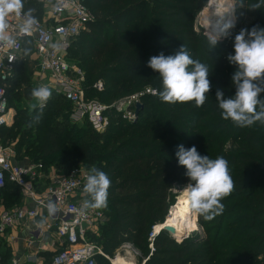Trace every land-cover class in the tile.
<instances>
[{
    "label": "trees",
    "instance_id": "1",
    "mask_svg": "<svg viewBox=\"0 0 264 264\" xmlns=\"http://www.w3.org/2000/svg\"><path fill=\"white\" fill-rule=\"evenodd\" d=\"M81 1L93 19L72 42L66 59L83 72L87 98L94 99L91 95L96 94L99 99L94 100L109 106L110 125L98 132L87 121L74 123L72 105L62 95L52 94L38 124L27 127L30 113L20 109L14 124L0 129V142L16 141L18 159L30 155L32 163L53 168L59 176H68L80 165L88 171L95 165L109 175L107 207L101 208L106 221L89 234L106 256L112 258L124 245L132 244L143 253L137 264H264V125L235 126L222 119L216 100L217 89L225 99L235 95L231 77L236 68L227 56L234 52V38L241 29L264 27V7L251 10L250 5L259 0H233L237 23L213 48L210 36L196 28L208 0ZM224 1L233 6L230 0ZM22 3L26 12L31 9L43 18L39 13L43 5L35 0ZM31 45L25 42L23 61L9 82V107L15 110L17 99L33 100L26 75V49ZM182 45L209 69L211 88L202 107L194 101L162 102L158 96L162 80L147 66L150 57L161 52L175 55ZM99 82L103 91L95 88ZM149 88L157 95L144 96L137 120H123L110 108ZM181 144L186 149L194 145L211 159L224 157L234 191L222 199L224 210L212 220L198 214L201 235L195 232L178 241L161 231L151 252L149 235L154 227L165 224L175 205L174 188L183 190L190 183L176 157ZM23 200L14 184L0 190V209L21 206ZM43 255L51 258L53 253ZM11 259L12 248H7L3 264H11ZM98 264L110 263L98 257Z\"/></svg>",
    "mask_w": 264,
    "mask_h": 264
},
{
    "label": "built area",
    "instance_id": "2",
    "mask_svg": "<svg viewBox=\"0 0 264 264\" xmlns=\"http://www.w3.org/2000/svg\"><path fill=\"white\" fill-rule=\"evenodd\" d=\"M43 5L47 14L42 18L32 13L36 23L30 34L20 31L24 22L21 15L14 13L6 17V33L15 43L9 45L0 41V129L12 126L15 109L9 107V82L14 78L16 68L24 58L25 42H31L35 48L38 71L49 75L50 86L56 94L62 95L72 105L71 119L74 123L89 122L98 132L104 131L111 123L109 106L89 99L82 86L85 76L77 66L66 59L71 44L80 36L88 22L93 19L92 13L81 0H35ZM103 91V83L95 85ZM157 95L152 89L145 93L131 95L112 109L123 120H136L137 106L142 104L145 95ZM16 155L8 145L0 142V190L8 183L16 185L23 194V204L0 213V264L4 263L5 249L12 248L17 242L16 232L28 224L34 226L27 248L37 253L45 251L41 246L43 239L52 238L50 253H53L49 264H98V257L109 260L103 251L89 239L90 233L97 232L104 225L106 218L101 209L81 211L86 195L83 186L89 171L73 170L68 176H59L53 170H46L42 163L19 164ZM49 202L57 206L58 211L49 215ZM173 209V208H172ZM159 226V225H158ZM154 227L149 235L151 252L154 240L161 233ZM37 247V248H36ZM27 264H38L35 255L26 256ZM11 264H21L12 258Z\"/></svg>",
    "mask_w": 264,
    "mask_h": 264
},
{
    "label": "clouds",
    "instance_id": "3",
    "mask_svg": "<svg viewBox=\"0 0 264 264\" xmlns=\"http://www.w3.org/2000/svg\"><path fill=\"white\" fill-rule=\"evenodd\" d=\"M262 7L264 0H259L250 5L249 9L257 10ZM22 9V0H0V41H6L9 45L15 43L6 33V17L11 13L20 16ZM23 17L20 31L30 34L36 23L32 10L24 12ZM232 27L234 23L229 21L209 37L213 48L221 36L227 35ZM233 47L234 52L229 54L227 59L236 68L231 77L236 89L235 95L225 99L222 90L217 89L216 92L222 119L231 120L240 128L250 127L256 122L264 125V98L261 95L264 93V27L241 29L235 35ZM147 66L158 73L162 80V90L158 91L162 102L175 104L194 101L196 107L205 104L211 88L209 69L199 60H194L184 45L175 55L165 56L161 52L150 57ZM31 96L35 103L29 105L31 119L27 127L40 122L52 91L42 85L33 88ZM176 157L179 165L186 169L185 175L190 180L186 187L191 209L205 220H212L221 214L224 210L222 199L234 191L228 161L222 156L215 159L209 158L208 155L202 156L194 145L186 149L182 144L178 145ZM110 186L109 175L93 165L83 186V192L88 198L84 199L81 211L106 208ZM47 210L49 215L58 211L52 202L47 205Z\"/></svg>",
    "mask_w": 264,
    "mask_h": 264
},
{
    "label": "rangeland",
    "instance_id": "4",
    "mask_svg": "<svg viewBox=\"0 0 264 264\" xmlns=\"http://www.w3.org/2000/svg\"><path fill=\"white\" fill-rule=\"evenodd\" d=\"M210 1L211 0H208L206 5L200 11V13L198 15V18H197V21H196L197 30L202 29L203 31H205V34L208 35V36L212 35V33H211L212 30L215 32V30L213 28V24L209 23L207 21L211 17L209 14H207V11H208L207 8H208V4L210 3ZM230 1L233 3V6L232 5H230V6H231V10H232L233 23L235 25L237 23V6H236V3L233 0H230ZM39 13H40V16L44 17L47 14V10H45V8L42 7V9H41V11H39ZM206 18H208V19H206ZM222 38H224V35H222L220 39H222ZM26 52H27V55L29 57L28 62H27L28 68H27V74L26 75L29 76L30 85L33 88H36V87H39V86H42V85L43 86H47L48 88L51 89L52 94H56V91L53 90V88L50 86V82H49L50 77H49V75L41 74L38 71L37 66L34 65V61H36V54H35L34 46L31 45L30 47H28L26 49ZM83 84L84 83H82V86H83ZM149 89H152V88H149ZM91 97L94 98V99H99L98 95H96V94H92ZM32 103H35V101L34 100L26 101L24 98H20V99L16 100L15 106H16L17 112L15 110L16 113H15V116H14L13 123L11 125L14 124L15 117L19 115V110L20 109L26 110V111H28L27 113H30L29 112V105L32 104ZM77 124L82 125L84 123H77ZM30 128L32 129V127H30ZM34 137H35V133L32 134L29 137V139H32ZM7 145L9 146V148L11 150L14 151V153L16 155V159L15 160L19 164L32 163L30 161V155L23 156L21 160L17 158V153L15 151L16 141L9 142V143H7ZM75 169L76 170L78 169V170H81V171H86L87 170L84 165H80V166H78ZM50 170L55 171L54 173H56L58 175V172L55 169L52 168ZM182 193L178 194V195H175L176 198H175V205H174L173 209H175L176 207H179V205H181L184 202ZM173 209L171 210V212L173 211ZM2 210L3 209H0V211H2ZM193 214L196 216V220L191 221L190 226L186 229L187 230L186 231L187 232L186 235L187 234H192V233H195V232H197L198 235H201L203 232H202V229L198 225V221H197L198 220V214L195 213L194 211H193ZM161 226H163V225H161ZM177 240L179 241L180 239H177ZM142 256H143V253H142L141 250L137 249L132 244H126L116 253V255L114 257L111 258V257L108 256L109 257L108 261H109L110 264H120L121 262H122L121 264H137V261Z\"/></svg>",
    "mask_w": 264,
    "mask_h": 264
},
{
    "label": "bare ground",
    "instance_id": "5",
    "mask_svg": "<svg viewBox=\"0 0 264 264\" xmlns=\"http://www.w3.org/2000/svg\"><path fill=\"white\" fill-rule=\"evenodd\" d=\"M207 9V14L211 16L207 21L213 24L215 31H217L219 27H223V24L229 21L233 22L231 6L224 0H211ZM212 33H214L213 30ZM182 195L184 202L179 205V207L173 209L167 218L166 224L163 226L159 225L158 228H156V232L162 230L165 226H170L176 231L175 239H181V237L186 235V229L190 226L191 221L196 220V216L193 214L187 198V188L184 189Z\"/></svg>",
    "mask_w": 264,
    "mask_h": 264
},
{
    "label": "crops",
    "instance_id": "6",
    "mask_svg": "<svg viewBox=\"0 0 264 264\" xmlns=\"http://www.w3.org/2000/svg\"><path fill=\"white\" fill-rule=\"evenodd\" d=\"M32 229H34V226L28 224L27 226L19 228L17 230L16 236L18 237V240L12 246V258L19 260L21 264H27L26 256L29 254H33L36 256L38 260V264H49L51 258L47 256L45 257L43 254L50 253L49 251L51 250L52 238L49 235H47L43 239L41 246L45 251L37 253L36 249L34 250L28 249L26 240L29 239Z\"/></svg>",
    "mask_w": 264,
    "mask_h": 264
},
{
    "label": "water",
    "instance_id": "7",
    "mask_svg": "<svg viewBox=\"0 0 264 264\" xmlns=\"http://www.w3.org/2000/svg\"><path fill=\"white\" fill-rule=\"evenodd\" d=\"M211 33H212V32H211ZM212 34H213V33H212ZM142 112H143V106H142V105H138V106H137V110H136V120L139 118V116L141 115ZM183 191H184V189L182 190V189H180V187L176 186V187L174 188L173 193H174L175 195H178V194H181ZM166 221H167V219H166ZM197 221H198V220H197ZM165 224H166V222H165ZM165 224H164V225H165ZM162 230L165 231V232H167V233H168L169 235H171L173 238H175V236H176V231H175L172 227H170V226H165ZM190 235H191V234L184 235L183 237H181L180 241H183V240L189 238Z\"/></svg>",
    "mask_w": 264,
    "mask_h": 264
}]
</instances>
